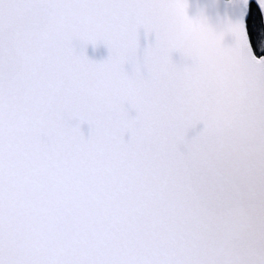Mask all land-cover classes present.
<instances>
[{
	"label": "snow or ice",
	"instance_id": "6c2138e0",
	"mask_svg": "<svg viewBox=\"0 0 264 264\" xmlns=\"http://www.w3.org/2000/svg\"><path fill=\"white\" fill-rule=\"evenodd\" d=\"M242 4L216 79L172 60L186 0H0V264H264V0ZM211 110L223 137L188 139Z\"/></svg>",
	"mask_w": 264,
	"mask_h": 264
},
{
	"label": "clouds",
	"instance_id": "9594fccd",
	"mask_svg": "<svg viewBox=\"0 0 264 264\" xmlns=\"http://www.w3.org/2000/svg\"><path fill=\"white\" fill-rule=\"evenodd\" d=\"M188 20L189 23L180 31L178 51L191 61L190 67L203 70L216 79L225 78L227 75L224 71L225 66L233 63L237 55L235 49L237 34L234 25L214 20L203 10H199ZM228 37L234 40L232 45L225 42ZM201 121L210 133L223 137L229 124V117L211 110ZM243 134L248 135L250 132L244 130ZM222 144L226 146L227 140H223ZM215 150L219 152L222 148L218 145Z\"/></svg>",
	"mask_w": 264,
	"mask_h": 264
},
{
	"label": "water",
	"instance_id": "95a60500",
	"mask_svg": "<svg viewBox=\"0 0 264 264\" xmlns=\"http://www.w3.org/2000/svg\"><path fill=\"white\" fill-rule=\"evenodd\" d=\"M187 8L186 14L189 17H193L199 10H203L206 14L210 15L214 20L217 19L221 22H227L233 24L236 30L237 38L241 31L242 26L239 21L242 19L243 14V4L242 0H186ZM155 34H147L143 28L139 32V43L140 49L138 52L139 57H143V50L148 46L149 43H154ZM228 45H232L234 40L231 37L226 38L225 41ZM73 46L77 52L83 50L84 54L92 61L103 62L109 57L108 47L100 42L96 45L91 43L86 46L82 45L79 40L73 41ZM172 60L174 63L180 66L190 65L191 61L185 58L180 51H173ZM133 66L131 64L125 65V70L132 73ZM126 109L129 112V115L132 117L136 116V111L130 105H125ZM73 126L78 124L79 121L71 120L69 121ZM80 130L83 135L87 138L90 134V126L87 122L79 124ZM205 129L204 123L200 121L195 127L188 130L187 138L191 139L197 136L201 131ZM125 140L129 139V134H125Z\"/></svg>",
	"mask_w": 264,
	"mask_h": 264
},
{
	"label": "trees",
	"instance_id": "16d2710c",
	"mask_svg": "<svg viewBox=\"0 0 264 264\" xmlns=\"http://www.w3.org/2000/svg\"><path fill=\"white\" fill-rule=\"evenodd\" d=\"M260 24H261V20L258 14H256L254 12L251 20H250V26L253 30L254 36L253 38H256V35L260 33Z\"/></svg>",
	"mask_w": 264,
	"mask_h": 264
}]
</instances>
